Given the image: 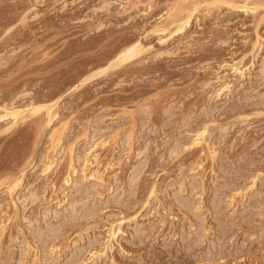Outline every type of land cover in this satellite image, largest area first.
<instances>
[{
  "label": "rangeland",
  "instance_id": "rangeland-1",
  "mask_svg": "<svg viewBox=\"0 0 264 264\" xmlns=\"http://www.w3.org/2000/svg\"><path fill=\"white\" fill-rule=\"evenodd\" d=\"M0 228V264H264V0H0Z\"/></svg>",
  "mask_w": 264,
  "mask_h": 264
},
{
  "label": "bare ground",
  "instance_id": "bare-ground-1",
  "mask_svg": "<svg viewBox=\"0 0 264 264\" xmlns=\"http://www.w3.org/2000/svg\"><path fill=\"white\" fill-rule=\"evenodd\" d=\"M236 1V0H235ZM182 7H183V5H182ZM134 44V43H133ZM138 47H140V45L138 46ZM141 48V47H140ZM126 50L127 49H124V51L123 52H121V53H124L125 54V56H121L122 57V61L121 62H124V60H126V59H131V57H134V55H135V57H136V55H138L140 52H142V50H140L139 48H137V43L136 44H134V45H131L130 46V48H129V50H128V53L126 52ZM148 50V49H147ZM139 52V53H138ZM137 53V54H136ZM123 54V55H124ZM118 56V55H117ZM113 61V60H112ZM117 62H119V63H121L119 60L117 61ZM115 63L116 64V66H118V63ZM127 62V61H126ZM114 64V65H115ZM122 64V63H121ZM121 64H119V65H121ZM113 67V66H112ZM100 68V67H99ZM98 68V69H99ZM109 68V67H108ZM102 73V72H101ZM104 74V73H103ZM97 75V74H96ZM76 77V76H75ZM225 88V87H224ZM211 111H212V109H211ZM210 113V112H209ZM21 114V113H20ZM20 114H18V115H20ZM205 128V127H204ZM203 128V129H204ZM226 129V128H225ZM203 132H205L204 130H203ZM175 147V146H174ZM174 149V148H173ZM178 149V148H177ZM174 151V150H173ZM172 152V151H171ZM216 153V152H215ZM172 155V154H171ZM50 167V166H49ZM1 229V228H0Z\"/></svg>",
  "mask_w": 264,
  "mask_h": 264
}]
</instances>
